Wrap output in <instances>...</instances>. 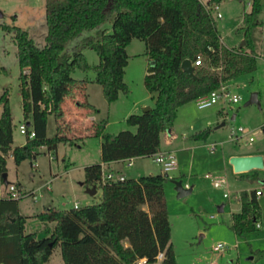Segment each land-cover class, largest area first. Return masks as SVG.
Wrapping results in <instances>:
<instances>
[{
    "label": "trees",
    "instance_id": "16d2710c",
    "mask_svg": "<svg viewBox=\"0 0 264 264\" xmlns=\"http://www.w3.org/2000/svg\"><path fill=\"white\" fill-rule=\"evenodd\" d=\"M218 1L209 0L204 5L200 0H45L47 32L42 47L35 45L26 30L7 28L12 31L21 70L22 118L37 139L27 143L20 157H30L36 146L46 144L55 149L56 142L45 139L48 115L61 117L62 102L73 97L78 86L99 84L109 104L119 93L127 92L123 77L129 58L127 47L133 39L145 44L150 64L144 86L155 104L126 117L134 132L110 134L103 131V125L95 127L101 163L84 168L83 184L99 188L100 200L70 210L46 209L31 216L43 225V237L37 231H26L30 216L19 212L22 198L0 197V264H47L56 246L63 264H176L164 199L167 175L103 183V165L158 153L160 135L172 128L179 107L256 70L254 33L261 25L262 0H250L249 11L243 13L236 29L244 46L232 48L221 43L211 14V6ZM86 49L98 57L92 67L83 53ZM197 59L202 65L193 66L191 78L181 63L189 60L193 64ZM89 70L95 73L92 80L73 77L76 71ZM209 132L210 128L197 131L193 138L205 140ZM12 144V117L8 92L4 91L0 96L1 179ZM240 177L255 181L257 174ZM259 217L255 189L242 191L240 210L231 214V229L244 236L257 230Z\"/></svg>",
    "mask_w": 264,
    "mask_h": 264
},
{
    "label": "rangeland",
    "instance_id": "374dc122",
    "mask_svg": "<svg viewBox=\"0 0 264 264\" xmlns=\"http://www.w3.org/2000/svg\"><path fill=\"white\" fill-rule=\"evenodd\" d=\"M200 1L205 5L209 0ZM248 2L250 0H219L220 18L211 10L221 42L228 48L238 47L242 41V35L236 29L242 23L243 13L249 11ZM260 21L261 25L254 33L258 55L256 70L225 83L230 95L237 96L238 101L228 104L220 101L203 109H198L194 101L186 103L177 110L171 134L167 130L160 135L159 149L174 153L178 164L176 169L166 173L163 186L176 264H226L230 261L264 264V167L247 172L257 174V179L250 181L234 173L229 164L232 153L261 155L264 163V0ZM105 26L110 28L108 23ZM13 27L26 30L35 45L44 46L47 32L45 0H0V67L4 68L0 73V96L4 91L8 92L13 125L12 150L6 155V181L27 194L19 202L20 212L30 216L26 221V231H37L38 236L43 237V225L31 216L46 209L70 210L75 203L84 207L100 200L99 188L95 195L89 196L85 192L88 186L80 185L84 182V168L101 160L100 140L94 135V129L103 125V131L110 134L135 131V127L126 124V117L140 114L145 107L151 108L155 104V99L144 86L150 61L144 54V42L133 39L127 47L129 58L123 77L127 92L119 93L117 100L109 104L103 97L101 86L91 83L86 90V102L92 107L89 111L80 92H76L75 95L80 96V106H76L78 112L72 115L74 118H67V104L61 106L62 112H66L61 117L55 113L48 115L45 139L54 140L55 149H49L46 144L36 146L30 157H20L27 143L37 139H28L19 132V126L25 122L22 118L17 48L12 31L7 29ZM83 53L91 67L98 63L93 50L86 49ZM94 76L93 70L73 74L76 79L92 80ZM252 94L257 95L258 104H247ZM133 106L137 108L133 110ZM233 116L234 120H231ZM222 122L224 125L217 128ZM231 126H241L250 132L233 141L229 136ZM206 128H210V132L205 140L193 138L195 132ZM29 129L34 131L31 126ZM213 144L216 148L210 150ZM118 168L125 178L165 174L151 156L127 160ZM106 171L107 168H103V173ZM214 180L221 182L220 187L213 186ZM176 181L181 182L184 189L191 188V192L177 198ZM5 186L0 178V196L6 197ZM258 188L262 190L257 197L261 227L237 236L231 229V214L240 210V193ZM226 192L229 193L228 198L223 197ZM29 193H34L36 200ZM220 205H223L222 212L217 210ZM217 243L224 245L223 251H213ZM250 257L253 260H249ZM47 264H63L59 246L53 249Z\"/></svg>",
    "mask_w": 264,
    "mask_h": 264
},
{
    "label": "built area",
    "instance_id": "2783aa9c",
    "mask_svg": "<svg viewBox=\"0 0 264 264\" xmlns=\"http://www.w3.org/2000/svg\"><path fill=\"white\" fill-rule=\"evenodd\" d=\"M248 5H250V2H248ZM211 10H214L217 18L221 17L220 12L218 11L219 6L217 3H215L211 6ZM200 65H202V62L200 61V59H197L192 64V66H200ZM226 87L227 86L225 84H223L218 89L211 91L209 94L197 98L194 101L197 108L198 109L207 108V107H210L211 105L216 104L220 101H222L224 104L236 103L238 101V97L235 95H233V96L230 95V92ZM19 132H20V134L27 136L29 139L35 137V132L34 131H28L25 123H23L19 126ZM249 132L250 131L247 128H244L241 126H239V127L231 126L229 128V136H230V139L233 141H237V140L241 139L242 136L249 134ZM248 140L251 141L252 138L249 137ZM209 148H210V150H214L216 148V144L211 145ZM151 157H152V161L155 164H157L161 168L162 172H164L165 174L178 167L176 157H175L174 153H172V152H158V153H155L154 155H152ZM124 178L125 177L123 175H121L117 172L107 171L105 173H102L101 181L103 183L104 182H110V181H117V180L122 181V180H124ZM220 183L221 182L214 180L213 186L216 188L220 187ZM5 188H6V197H10L13 199H19V198H23L24 195L26 194L25 192H22L20 190V188H18L15 184L7 183ZM255 194L257 197L260 196L262 194L261 188L255 189ZM28 195H32L33 199L36 200V196L34 193H29ZM228 196H229L228 192L223 194L224 198H228ZM74 208H78L77 203L74 204ZM255 226L257 229L261 227L259 222H257ZM223 250H224V245L221 243H217L216 245L213 246V251L219 252V251H223ZM161 258H162V254H159L158 259H161ZM227 264H240V263L238 261H230Z\"/></svg>",
    "mask_w": 264,
    "mask_h": 264
},
{
    "label": "water",
    "instance_id": "95a60500",
    "mask_svg": "<svg viewBox=\"0 0 264 264\" xmlns=\"http://www.w3.org/2000/svg\"><path fill=\"white\" fill-rule=\"evenodd\" d=\"M244 43H245L244 40H242L239 44V47H243ZM181 68L188 76H190L191 78H194L193 66L189 60H184L181 63ZM251 103H257L258 104L256 94H252V96L250 97V99L247 102V104H251ZM149 109H150L149 107H145L143 109V111H147ZM26 125L29 126V123H27ZM223 125H224V122L219 124L217 127H221ZM229 164L231 165L233 172L236 174L247 173V172H250L252 170H260V169H263V167H264L263 157L261 155L232 156L229 158ZM2 180L7 184L6 173L2 174ZM174 186H175V190L177 192V198H182L191 192V188L184 189L181 185V182H179V181L174 182ZM95 191H96L95 186L87 187L85 189V192L89 196L94 195ZM217 210H218V212H222L223 211V205H220L217 208Z\"/></svg>",
    "mask_w": 264,
    "mask_h": 264
},
{
    "label": "crops",
    "instance_id": "0c3cea01",
    "mask_svg": "<svg viewBox=\"0 0 264 264\" xmlns=\"http://www.w3.org/2000/svg\"><path fill=\"white\" fill-rule=\"evenodd\" d=\"M219 2V1H218ZM218 2H216L217 4H218ZM221 39V38H220ZM242 40H243V37H242ZM222 43V42H221ZM226 47V46H225ZM88 85H91V83L89 82V83H87V84H84V85H80V86H78V88L75 90V93L76 92H80V94H81V96H82V98H83V104L84 103H87L86 102V100H87V95H86V90H87V86ZM79 99H80V96H76L75 94H74V96L73 97H69V98H65L64 99V101L62 102V104H61V106H65L66 104L67 105H69V107H66V108H68V116H67V118H69V119H71L74 115H76V113L78 112V108H76V106H80V103H79ZM71 101H75L74 103L73 102H71ZM115 102V101H114ZM143 105H144V103H143ZM143 105H140V106H143ZM134 107V106H133ZM64 108V107H63ZM137 107H134V109L133 110H135ZM65 109V108H64ZM87 110L89 111V109L87 108ZM63 112L64 113H66L64 110H63ZM130 112V111H129ZM136 112V111H135ZM129 113H127L126 114V116L128 115ZM73 115V116H72ZM74 118V117H73ZM93 117H91L90 119H92ZM231 120H234V116L231 118ZM218 128V127H217ZM171 130H172V128H171ZM171 130L168 132L169 134H171L170 132H171ZM159 152H163V151H161V150H159ZM239 155H254V154H251V153H247V154H230L229 155V158L230 157H232V156H239ZM125 161H127V160H123V161H117V162H112V163H109V164H102L103 165V168H107V171H113V172H117V173H120L121 175H123L122 174V171L118 168V165L120 164V163H123V162H125ZM100 163H101V160H100ZM233 170V169H232ZM106 171V172H107ZM137 178V177H136ZM80 185H84L83 184V182L82 183H80ZM88 187H90V186H88ZM97 193V188H96V191H95V194ZM94 194V195H95ZM0 197H5V196H0ZM88 205H91V203H87V205H85V206H88ZM19 212H20V209H19ZM21 213V212H20ZM22 214V213H21ZM51 225V224H50ZM125 245H128V243L127 242H125L124 243ZM258 255V254H257ZM249 260H253V257H250L249 258ZM158 264V263H157ZM227 264V263H226ZM251 264H254V263H251Z\"/></svg>",
    "mask_w": 264,
    "mask_h": 264
}]
</instances>
